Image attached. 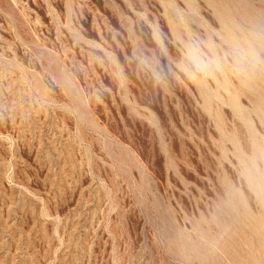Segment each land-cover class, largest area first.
Instances as JSON below:
<instances>
[{"label":"rangeland","instance_id":"obj_1","mask_svg":"<svg viewBox=\"0 0 264 264\" xmlns=\"http://www.w3.org/2000/svg\"><path fill=\"white\" fill-rule=\"evenodd\" d=\"M0 264H264V0H0Z\"/></svg>","mask_w":264,"mask_h":264}]
</instances>
